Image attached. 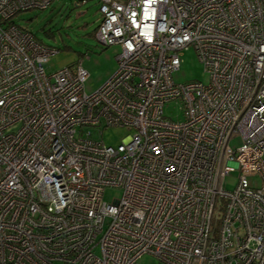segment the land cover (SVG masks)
I'll return each mask as SVG.
<instances>
[{
    "label": "built area",
    "instance_id": "2783aa9c",
    "mask_svg": "<svg viewBox=\"0 0 264 264\" xmlns=\"http://www.w3.org/2000/svg\"><path fill=\"white\" fill-rule=\"evenodd\" d=\"M52 1L0 0V264H264V0H98L95 38L120 53L90 95L12 21ZM190 47L207 85L172 80ZM106 128L132 133L91 138Z\"/></svg>",
    "mask_w": 264,
    "mask_h": 264
},
{
    "label": "rangeland",
    "instance_id": "374dc122",
    "mask_svg": "<svg viewBox=\"0 0 264 264\" xmlns=\"http://www.w3.org/2000/svg\"><path fill=\"white\" fill-rule=\"evenodd\" d=\"M85 1V3H82ZM116 1V0H115ZM122 3L128 0H117ZM98 0H53L44 11L19 13L13 23L31 33L35 40L56 52L46 66L47 73H53L64 67H75L79 63L88 77L84 83V92L90 95L96 92L117 70L116 58L120 53L117 46L104 48L95 38V30L100 24ZM179 69L172 74L175 84L200 82L209 83V76L192 47L180 55ZM164 118L173 122L182 120V105L179 101L166 103L163 108ZM92 139L106 146L116 147L132 133L124 128H106L101 131L90 130ZM242 145L240 137L233 139L229 146L237 149ZM236 173L225 177V190H233ZM119 189L105 188L102 201L112 204L121 198ZM225 200L218 199L211 222L212 228H218V220L223 213ZM138 264H162L156 258L143 255Z\"/></svg>",
    "mask_w": 264,
    "mask_h": 264
},
{
    "label": "trees",
    "instance_id": "16d2710c",
    "mask_svg": "<svg viewBox=\"0 0 264 264\" xmlns=\"http://www.w3.org/2000/svg\"><path fill=\"white\" fill-rule=\"evenodd\" d=\"M99 2V1H98ZM82 3H85V1H82ZM98 9H99V7H98ZM99 11V10H98ZM96 31V30H95Z\"/></svg>",
    "mask_w": 264,
    "mask_h": 264
},
{
    "label": "crops",
    "instance_id": "0c3cea01",
    "mask_svg": "<svg viewBox=\"0 0 264 264\" xmlns=\"http://www.w3.org/2000/svg\"><path fill=\"white\" fill-rule=\"evenodd\" d=\"M117 1V0H116ZM117 2H120V1H117ZM122 3V2H121Z\"/></svg>",
    "mask_w": 264,
    "mask_h": 264
}]
</instances>
